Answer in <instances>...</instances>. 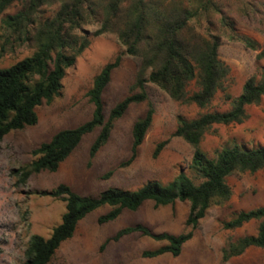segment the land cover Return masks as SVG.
Masks as SVG:
<instances>
[{
    "label": "trees",
    "instance_id": "1",
    "mask_svg": "<svg viewBox=\"0 0 264 264\" xmlns=\"http://www.w3.org/2000/svg\"><path fill=\"white\" fill-rule=\"evenodd\" d=\"M16 1L0 0V18ZM21 1L26 4L25 11L5 20L10 31L7 46L16 42L30 44L35 51L9 68H0V144L9 134L38 124L37 109L61 95L67 71L91 46L92 38L116 34L126 50L94 79L87 95L94 107L92 119L75 129L60 131L35 149L33 160L12 172L18 178V186L26 185L33 175L58 172L84 137L100 130L91 147L94 158L108 144L116 123L129 108L148 101V83L159 87L174 101L201 110H209L219 93L221 101L230 105L228 110L207 111L195 119L179 117L173 137L195 148L189 174L181 173L166 184L149 181L137 190L111 188L97 197L80 195L65 184L45 192L63 199L65 213L49 238L40 235L30 238L26 264H50L62 244L74 237L79 223L90 214L109 208L99 223H111L124 211L136 212L149 202L157 208L188 202L186 231L180 235L156 234L139 224L119 231L114 241L139 233L164 244L156 250L144 251L142 257L153 259L167 254L180 257L184 245L194 238L209 211L232 199L228 178L264 170V147L234 144L217 151L214 157L200 148L214 126L244 123L249 117L247 109L260 105L264 99V66L234 97L230 92L231 67L219 55L222 40L227 39L256 52L258 60L264 62V45L237 27L238 23H248L264 31V0H58V12L44 22L38 21L37 16L43 6L54 0ZM90 25L99 26L92 38L84 31ZM3 50L0 57L6 48ZM124 55L140 57L142 65L129 95L106 119L103 95ZM154 113L150 107L133 127L130 163L138 157ZM167 144L166 141L158 146L155 157ZM252 221L259 222L256 235L228 240L222 248L223 264L241 257L250 248L264 249V206L235 212L222 225L226 231H236Z\"/></svg>",
    "mask_w": 264,
    "mask_h": 264
},
{
    "label": "rangeland",
    "instance_id": "2",
    "mask_svg": "<svg viewBox=\"0 0 264 264\" xmlns=\"http://www.w3.org/2000/svg\"><path fill=\"white\" fill-rule=\"evenodd\" d=\"M25 6L23 1L17 0L0 18V54L6 48L0 57V68H9L35 51L30 44L16 42L7 46L10 31L5 20L25 11ZM59 8L60 2L54 0L41 8L37 20L44 22L53 18ZM237 27L241 33L264 45L263 30L248 23H238ZM98 29L99 26L90 25L84 31L92 38ZM125 50L116 34L92 38L91 46L67 71L61 95L53 103H44L37 109L38 124L9 134L0 144V264H26L30 238L33 235L49 238L61 223L66 203L63 199L45 195V192L65 184L80 195L97 197L111 188L137 190L149 181L169 183L181 173H190L195 153L189 143L173 137L179 117L195 119L207 111L230 109L229 104L221 101V93L209 110H201L195 105L174 101L159 87L148 83V101L129 108L116 123L108 144L94 158L91 157V147L100 130L85 136L58 172L33 175L26 185L18 186V178L12 172L29 164L35 149L60 131L75 129L92 119L94 107L87 95L94 79ZM219 55L221 61L231 67L230 92L234 97L241 94L245 83L258 76L264 66L256 52L227 39L222 40ZM141 65L140 57L123 56L103 95L106 119L111 110L129 95ZM150 107L155 112L153 124L138 157L130 163L133 127L146 116ZM247 113L249 117L242 124L214 126L200 145L202 151L214 157L217 151L234 144L248 148L264 147V99L260 105L249 107ZM166 141L168 144L155 157L158 146ZM228 184L233 190L232 199L209 211L194 238L184 245L180 257L169 254L153 259L142 257L144 251L156 250L164 244L139 233L114 241L119 231L139 224L156 234L180 235L186 231L185 222L190 212L188 202L160 208L149 202L136 212L124 211L111 223H99V218L106 215L109 208L90 214L79 223L74 237L62 244L50 264H223L222 248L228 240L257 233V221L236 231H226L222 224L235 212L264 206V170L256 174L233 175L228 178ZM227 264H264V249L250 248Z\"/></svg>",
    "mask_w": 264,
    "mask_h": 264
},
{
    "label": "crops",
    "instance_id": "3",
    "mask_svg": "<svg viewBox=\"0 0 264 264\" xmlns=\"http://www.w3.org/2000/svg\"><path fill=\"white\" fill-rule=\"evenodd\" d=\"M184 248V247H183Z\"/></svg>",
    "mask_w": 264,
    "mask_h": 264
}]
</instances>
